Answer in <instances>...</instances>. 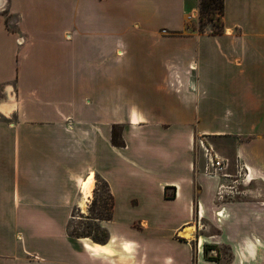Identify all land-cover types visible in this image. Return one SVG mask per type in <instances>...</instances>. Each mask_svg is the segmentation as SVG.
<instances>
[{
  "label": "crops",
  "instance_id": "1",
  "mask_svg": "<svg viewBox=\"0 0 264 264\" xmlns=\"http://www.w3.org/2000/svg\"><path fill=\"white\" fill-rule=\"evenodd\" d=\"M18 1L16 30L0 11V106H13L0 110V264H264V0H225L221 33L199 31L200 0ZM75 5L93 20L61 21ZM48 11L56 20L28 15ZM103 79L131 100L106 107L124 111L109 119ZM51 92L62 114L24 101ZM87 92L94 118L85 102L71 117L72 94ZM201 141L229 159L220 177L205 175ZM91 173L92 193L101 179L113 199L112 219L96 220L108 228L128 193L139 232L70 233ZM205 244L228 258L207 259Z\"/></svg>",
  "mask_w": 264,
  "mask_h": 264
},
{
  "label": "rangeland",
  "instance_id": "2",
  "mask_svg": "<svg viewBox=\"0 0 264 264\" xmlns=\"http://www.w3.org/2000/svg\"><path fill=\"white\" fill-rule=\"evenodd\" d=\"M4 3L3 5H0V11L2 13V15L5 18V21L8 25V27L12 30H16L19 21H24V15H23V10L24 7L21 5V3H19L18 0H3ZM49 1V2H48ZM39 0L38 6H42V7H47L50 8L51 7V3L54 4L56 7H60L62 8L63 6V2L60 0ZM60 1V3H56ZM104 4H105V0ZM48 2V4H46ZM14 3V4H13ZM37 3V2H35ZM14 5V6H12ZM86 12V8H82V7H77V5L73 6L71 8V14L70 15H65L62 19V13L59 14V16L61 17V21H65V22H69V23H74V22H79V20L81 21H85L87 20V18H90L93 20V15L89 14V13H85ZM49 11L46 13H38V12H30L28 15L33 17V20L35 21H45L46 19L49 20V17H58V14H54V13H49ZM81 13V14H80ZM46 15H48V18H44V16L46 17ZM95 16V14H94ZM105 17V16H104ZM214 19L210 20V19H205L204 20V26L206 30H211L212 28H216V29H220V32L223 31V27H222V22H223V18L222 16H220V14H216L215 16H213ZM97 18L99 19V16L97 15ZM58 20V19H57ZM69 20V21H68ZM74 21V22H73ZM200 23V20H199ZM199 26V24L197 25ZM222 30V31H221ZM23 41V38H22ZM86 81V86L89 89V85L93 86V84L89 83L90 81H93V79H83V82ZM103 93H101V98L99 99L100 101H102L103 104V112H104V117L103 119H109L111 117V113L117 112V113H123L124 111L122 109L118 110V111H111L109 109H107L106 107L110 106V105H115V103H131L130 98L128 97V95L126 93H112V91L110 90V86H106L105 82L106 79H103ZM124 79H115L114 84H118L121 85L123 84ZM9 84H14V80L13 82H10ZM50 90L52 88H49ZM9 93L5 94L4 90L2 89V87L0 88V101H3L5 99H8L9 97ZM28 98L24 97V101H26L25 99H29L32 101H34V103H31L30 106L33 105V110L34 113L38 112V113H46V114H60L62 112V110H60V108H62V105H58L59 104V100H61L62 95L58 94L56 92H51L45 95H41L40 94H28L27 95ZM94 97H96V95L94 93L91 92H87L86 94H72V99L69 103L70 105V116L71 117H78L80 116V114L78 113H82L84 112V110H78V108H83L82 104L83 102L86 103V116L87 118H91L93 119V109H89V107H92L89 105L90 102L95 101ZM52 101H55L52 103ZM29 103V102H28ZM61 103V102H60ZM81 104V105H80ZM81 106V107H80ZM24 107H28V104H26L24 102ZM46 107H50L49 111H46L45 108ZM55 107V108H53ZM65 107H67V104H65ZM67 112V111H65ZM27 114V113H25ZM62 114V113H61ZM45 115V114H44ZM116 127V129L118 131L121 132L122 130V126L120 125H114ZM105 128V126H104ZM111 204H112V196L109 192L108 189V185L106 182L104 181H96V187L93 190L92 196L89 198V200L87 201V206L85 207H75L73 210V216L72 219L69 223V231L70 233H74V234H91L92 236L95 237H100L102 234L104 233V229H107L108 233H112L113 231H119L120 233H133V232H139V228L138 226H135L132 216H133V205L131 203V201H128V193L122 194L120 195L119 198V204H118V210H117V216H115L112 224L109 225L108 228H105L102 226V224L100 222H98V220L96 219H101L104 218L105 220H107L106 218H108L111 214ZM99 225L101 227H103L102 229H99ZM152 229H159L160 228V222L158 220L153 221L152 222ZM211 232L215 233L216 230L215 229H211ZM92 238V237H90ZM210 254V252H209ZM219 255V257L221 255L225 256L226 258H228L229 256V252L227 249L225 248H219L218 254H213L211 256H217Z\"/></svg>",
  "mask_w": 264,
  "mask_h": 264
},
{
  "label": "trees",
  "instance_id": "3",
  "mask_svg": "<svg viewBox=\"0 0 264 264\" xmlns=\"http://www.w3.org/2000/svg\"><path fill=\"white\" fill-rule=\"evenodd\" d=\"M217 13L220 14V16H222V18H223L224 14H225V0H200V19H199L200 23H199V26H197L199 31H201V32L206 31L205 26H204V20L205 19L213 20L214 19L213 16H215ZM222 27H223V22H222ZM210 31L212 33H221L220 29H216V28H212ZM112 142L114 145H117V146H124L125 145L124 139L122 138V133L120 131H118L115 126H113V130H112ZM100 180L101 179H98V181H100ZM101 181H103V180H101ZM112 210H113V199H112V204H111V214L106 219H108V220L112 219ZM101 219H104V218H101ZM102 228L103 227H101L99 225V229H102ZM101 234L102 235L100 237H95V236H92L91 234H76V235H78V236H89V237H92V239H94V240L106 241L109 237L107 229H104V233H101ZM212 250L219 251V247L217 245L205 244V246H204L205 257L209 260L219 261L220 260L219 255H217L215 257V256H211L209 254V252Z\"/></svg>",
  "mask_w": 264,
  "mask_h": 264
},
{
  "label": "built area",
  "instance_id": "4",
  "mask_svg": "<svg viewBox=\"0 0 264 264\" xmlns=\"http://www.w3.org/2000/svg\"><path fill=\"white\" fill-rule=\"evenodd\" d=\"M201 146L204 150V156L206 159L205 163V175L208 177H220V174L224 167L229 166V159L224 158L218 152L215 151L213 146H206L201 141ZM242 171L243 168L241 167ZM236 191L234 186H224L220 185L219 193H233Z\"/></svg>",
  "mask_w": 264,
  "mask_h": 264
},
{
  "label": "bare ground",
  "instance_id": "5",
  "mask_svg": "<svg viewBox=\"0 0 264 264\" xmlns=\"http://www.w3.org/2000/svg\"><path fill=\"white\" fill-rule=\"evenodd\" d=\"M119 53H121V51H119ZM8 89L12 90V87L9 86ZM12 109H13V106H10L9 104L8 105H4V106H0V110H2L4 112H7V113L10 112ZM94 175H95L94 173H91V175L88 177L86 182L83 184L82 193H83V196H84V200L81 202V206L82 207L87 206V201L92 196V188H93V184H94ZM193 231H194V227H187V228H185L183 230L182 233H193ZM88 246L92 247V248H95L94 244H92V243H88Z\"/></svg>",
  "mask_w": 264,
  "mask_h": 264
}]
</instances>
